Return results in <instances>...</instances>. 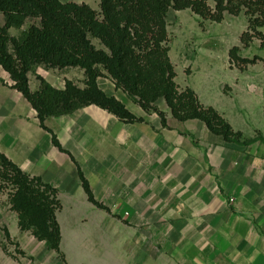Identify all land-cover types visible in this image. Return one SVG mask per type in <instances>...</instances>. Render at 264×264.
Masks as SVG:
<instances>
[{"label": "crops", "instance_id": "crops-1", "mask_svg": "<svg viewBox=\"0 0 264 264\" xmlns=\"http://www.w3.org/2000/svg\"><path fill=\"white\" fill-rule=\"evenodd\" d=\"M219 43L227 57L239 45ZM177 49L170 47L177 84L193 89L240 138L228 141L200 119L181 121L162 99L157 106L166 113L164 125L158 113L146 112L106 77L98 79L100 88L142 121H122L92 104L49 117L44 128L37 110L0 66V152L57 189L67 224L80 225L95 213L104 238L105 210L90 201L83 174L95 199L119 216L118 238L132 242L137 264H264V90L248 84L244 74V91L227 95L223 61L214 69L195 62L188 75ZM28 76L33 92L40 77L56 89H64L67 80L83 87L85 79L80 68L44 65ZM72 231L74 238L81 236L80 230Z\"/></svg>", "mask_w": 264, "mask_h": 264}, {"label": "trees", "instance_id": "trees-1", "mask_svg": "<svg viewBox=\"0 0 264 264\" xmlns=\"http://www.w3.org/2000/svg\"><path fill=\"white\" fill-rule=\"evenodd\" d=\"M99 0V8L87 3L61 0H0L5 23L0 26V66L10 75L12 87L19 90L37 110L44 128L49 117L67 115L96 104L125 122L142 121L126 105L98 85V79H111L146 112L158 113L167 124L166 113L157 101L164 98L173 116L181 121L200 119L208 128L231 141L242 136L213 107L205 106L195 91L181 88L169 51L166 17L170 9H190L200 26L206 21L222 22L225 14L239 15L244 8L249 29L264 26V0ZM253 7H258L255 14ZM25 25H28L24 29ZM11 29L21 30L18 36ZM248 32L242 34V40ZM98 40L101 47H98ZM237 47L230 50L231 56ZM63 70H84V86L67 80L56 89L44 78L37 91L30 89L29 73L37 66ZM56 144L58 141L54 138ZM59 145V144H58ZM91 202L103 208L81 174ZM0 178L13 185L11 202L20 215V225L39 238H47L60 251L61 231L57 212L62 202L56 188L40 177L24 173L0 152ZM1 188V186H0Z\"/></svg>", "mask_w": 264, "mask_h": 264}, {"label": "rangeland", "instance_id": "rangeland-1", "mask_svg": "<svg viewBox=\"0 0 264 264\" xmlns=\"http://www.w3.org/2000/svg\"><path fill=\"white\" fill-rule=\"evenodd\" d=\"M209 3L215 6L213 0H209ZM95 8L98 9L99 4ZM258 9L253 7L255 14H258ZM246 10L244 8L239 15L226 13L222 22L208 20L204 26H200L198 16L190 9H170L166 17L169 39L166 45L171 47L175 44L178 48V55L188 75L195 71V62L202 68L208 66L214 69L216 63L223 61L220 73L228 81L223 87L227 95L244 91V74L248 75V84H255L264 90V38L255 33L254 27L249 29ZM2 18L3 13L0 12V22ZM27 27L25 25L24 29ZM257 30L264 36V26ZM244 32H248V35L242 40ZM20 33L21 30L17 29L11 31L13 35ZM220 40L239 42V45H234L237 48L233 56L229 53L227 57L226 50L222 51ZM94 42L101 47L98 40ZM217 48V53H214ZM218 88L222 89V86ZM0 186V264H137L130 251L132 242L118 238L121 234L119 216L112 214L111 210L99 207L105 210L104 238L98 232L95 213L82 224L71 226L62 218L63 209L58 211L61 231L58 251L47 238H39L31 227H27V221L20 225V215L11 202L13 185L0 178ZM71 228L80 230L78 239L73 237Z\"/></svg>", "mask_w": 264, "mask_h": 264}]
</instances>
